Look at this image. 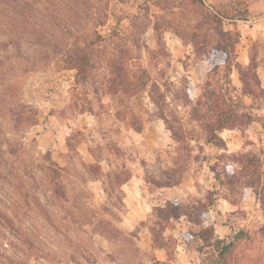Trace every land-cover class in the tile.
Wrapping results in <instances>:
<instances>
[{"label": "rangeland", "instance_id": "374dc122", "mask_svg": "<svg viewBox=\"0 0 264 264\" xmlns=\"http://www.w3.org/2000/svg\"><path fill=\"white\" fill-rule=\"evenodd\" d=\"M230 1L219 6L220 10L225 9L229 14L244 10L248 16L247 7L256 1V16L264 15V0ZM156 3L155 0H0V161L10 163L7 179H0V198L10 202L3 193L12 195L17 185L14 181L19 183L32 175L45 184L46 174L42 169L48 164L44 154L49 152L53 161L66 168L64 179L71 183L68 186L72 192L83 191L94 204L110 209L113 215L105 210L104 214L101 212L103 217L116 225L128 240L123 243L120 239L93 235L89 244L99 264H152L154 257L167 260V253L164 249H153L148 229L136 223L147 213V205L163 204L169 197L178 198L187 207L207 205V191L218 190L213 204L206 208L202 223L194 224L181 217L168 228L166 234L173 238L168 263L220 264L216 262L213 246L205 244L198 234L202 227L212 226L219 239L234 241L226 255L227 264H264V196L258 197L251 188L243 198L239 194L225 195L226 188L219 186L209 168L224 151L204 143V132L192 118V104L186 101L197 99L202 87H206L209 63L195 62L192 45H183L171 30L163 32L161 41L157 39L151 26L153 15L166 11H160ZM165 16L176 19L174 24L186 31L196 20V15L175 7L169 8ZM181 17V22H177ZM101 21L103 24H99ZM249 21V17L238 20L231 28L240 34L235 46L237 56L244 57L248 63L250 52L257 62L264 63V31L255 33V22ZM223 28L229 29L227 24ZM113 31L135 41L140 54L132 65L147 67L153 83L167 82V89L161 88L166 94L164 113L173 126L181 127L189 137V144L194 147L190 155L201 149V155L205 156L202 164L191 160L190 169L183 172L178 185L164 190L159 186L165 180L164 173L175 169L172 162L179 156L175 150L180 142L171 137L165 121L159 118L158 107L151 98L155 91L151 94L147 88L131 97L107 93L104 85L109 76L106 59L101 56L93 59L86 83L76 84L74 69H66L64 59L68 53L90 49L101 54L116 49L111 39L92 44L96 34L108 37ZM123 45L133 48L136 55L132 43H122V48ZM158 49L162 51L153 54ZM165 50L168 54L163 53ZM216 59V55L211 58ZM221 71L222 66L212 79L220 78ZM257 74L264 85L262 66L257 68ZM230 79L240 89L236 71L231 72ZM242 100L247 105L251 103L248 96ZM17 101L31 106L26 113L33 114L35 121L31 126H23L20 132L13 131L9 125L8 107ZM254 112L263 115L264 109ZM133 114L141 122L139 132L132 127ZM222 135L225 153L264 150V127L258 122L250 123L244 134L234 128L224 130ZM12 147H20L16 156L6 153ZM93 163H98L103 173L109 169L127 171L130 178L121 186L122 206L117 190L108 205H104L101 180L93 181L84 168V164ZM109 163L112 168H108ZM218 163L219 166L232 164V160L223 156ZM108 185L109 181L107 188ZM44 193L38 190L41 203ZM26 224L32 225L31 220ZM241 231L239 238L233 239ZM47 232L45 245L54 248L57 256L63 255L65 246L53 242V239L59 241L58 237L52 238L50 229ZM109 253L114 254L115 261L108 260ZM68 258L62 262L51 258L30 259L28 264H75Z\"/></svg>", "mask_w": 264, "mask_h": 264}, {"label": "trees", "instance_id": "16d2710c", "mask_svg": "<svg viewBox=\"0 0 264 264\" xmlns=\"http://www.w3.org/2000/svg\"><path fill=\"white\" fill-rule=\"evenodd\" d=\"M155 1L160 11H166L164 14L155 13L153 15L154 20L151 26L157 39L161 41L163 32L171 30L179 37L183 45H192L194 60H207L209 63L206 87H202V92L197 99L188 98L186 101L192 104V118L198 121L204 132V143L224 151L216 157L217 161L209 166L215 179L220 187L226 188L225 195L239 194L243 198L247 190L251 188L258 197L264 196V150L259 149L258 153L247 151L225 153L226 142L220 135L221 131L234 128L240 129L244 134L252 122H258L264 127V114L258 115L254 112L261 107L264 109V86L257 74V68L259 66L264 68V63H261L263 61L257 62L255 55L250 52L248 63H239L235 46L239 42L240 34L233 29L225 30L223 28L227 20L247 19V12L238 10L229 14L225 9L220 10L219 6L206 4L204 0ZM174 2L176 3L174 4ZM171 7L181 9V12L192 16L196 15L195 23L189 27V30L186 31L175 25L176 19L166 18L167 10ZM182 19V17L179 18L177 22H181ZM99 24H103V22L101 21ZM96 38L93 40L95 43L92 44L111 39L110 42L115 45L116 49L108 52L102 51L101 54L90 51V49L68 53L64 59L66 69H74L76 84L86 83L90 78L89 71L93 59L101 56L102 59H106V70L109 76L104 85L107 93H121L126 97H131L147 88L151 94L155 91L156 94L150 97L158 107L159 118L165 121L171 137L178 143L180 142L175 150L179 151V156L172 162L175 169L164 173L165 180L159 186L165 188L178 185L182 181L183 172L190 169L191 160L194 159L202 164L205 156L201 155V149L197 154L190 155V151L194 147L189 144V137L187 138L181 127L173 126L164 113L166 94L161 91V88L167 89V82L162 85L153 83L147 67L132 65L133 59L139 58L140 54L137 52L138 47L134 45L133 39H124V36L119 35L117 31H113V34L111 33L108 37L96 34ZM126 42L134 45L136 55H134L133 48L124 45V48L121 47V44H126ZM143 47L146 48V46ZM162 48L164 49L163 44ZM161 51L162 49H158L153 54L156 55ZM163 53L168 54L166 50ZM215 55L216 61L211 60ZM220 66H222V75L213 80L212 77L218 75ZM232 71H236L238 74L241 83L240 89H237L231 82ZM189 87L188 84L187 89ZM246 96L251 99L249 105L242 100ZM8 108L9 125L13 131L20 132L23 126H31L35 122H33V114L26 113L27 109H31L30 105L17 101L15 104H10ZM132 118V127L136 132H139L141 122L134 114ZM17 148L7 149L6 153L8 156H16ZM223 156L230 157L232 164L226 163L219 166L218 161H221ZM44 157L48 161V164L43 167L44 169L41 168L46 174L45 184L39 183L32 175L29 176L32 184L29 179H25L26 183L23 180L19 183L14 181V184L17 185L16 189L15 185L13 187V194L3 193L9 196L10 202L5 201V198H0V264H28L30 259L40 258H51L62 262L66 260L67 256L68 260L75 264H82V261L83 264H99L100 262L89 244L93 235L99 234L108 239H120L119 242L123 243H128V240L122 237L124 234L116 225L103 217L101 212L104 214L105 210L111 216L113 215L110 209L94 204L88 196L83 194V191L72 192L73 190L68 186L70 182L66 183L64 179L66 168L53 161L49 152H46ZM9 164L8 160L5 163L0 161V179H7ZM110 167L112 168L111 163L108 165V168ZM84 168L93 181L101 180L105 193L104 205H108V200L116 190L121 194L118 196L119 203L121 206L124 204L120 197L124 195L121 186L130 178L127 171L117 172L109 169L103 173L98 163L84 164ZM40 189L46 192L43 194L45 196L44 203H41L37 194ZM0 191L2 192L1 187ZM207 192V205L187 207V204L179 199H167L163 204L154 205L148 217L140 222L150 233L152 248L164 249L167 253V260L173 248V238H170L166 231L168 228L171 229L172 224L181 217L194 224L202 223L206 208L213 204L218 190ZM46 205H50V214ZM9 208L10 210H8ZM114 208L119 210L116 205ZM28 219L31 220L32 225L26 224ZM48 229L52 231V238L53 236L58 237L59 241L53 239V242L65 246L66 250L63 251V255L57 256L54 248L45 245L43 239H46L49 234ZM241 233L242 231L235 234L233 239L237 240ZM198 234L205 244L213 246V251L217 256L216 262L227 264L226 255L231 252L234 241L224 242L223 239H219L214 234L212 226L202 227ZM120 237L123 239L121 240ZM107 258L110 261H115L112 253H109ZM167 260L154 257L152 264H169Z\"/></svg>", "mask_w": 264, "mask_h": 264}, {"label": "crops", "instance_id": "0c3cea01", "mask_svg": "<svg viewBox=\"0 0 264 264\" xmlns=\"http://www.w3.org/2000/svg\"><path fill=\"white\" fill-rule=\"evenodd\" d=\"M205 3L207 4H211V5H215V6H224V5H228L229 3H231L230 0H204ZM258 4V2H251V4L247 7V11L249 13V15L247 17H249L250 21H254L255 23L253 24V28L255 29L254 32L258 33V32H261V31H264V15L263 16H260V17H257V9H255V6ZM236 22H238V20L234 19H230V20H227V22H225L224 24H227L229 29L233 28L236 26ZM238 27V25H237ZM228 29V28H227ZM246 56V55H245ZM204 62L205 63L207 62V60H195V62ZM237 61L241 64H246L247 61L244 59V57H241V56H237ZM264 86V85H263ZM226 131V130H225ZM230 131V130H229ZM224 132L221 131L220 135H222V133ZM166 188H162L161 190H164ZM167 199H174L173 197H169V198H165L164 200H167ZM178 199V198H176ZM149 207V209L147 210V213L144 214L140 219L139 221H137L136 223H138V225L140 224L141 221L145 220V218H147V215H149L148 213L151 212L152 210V207L154 206L152 203H150L149 205H147ZM161 250V249H160ZM157 251V250H156Z\"/></svg>", "mask_w": 264, "mask_h": 264}]
</instances>
